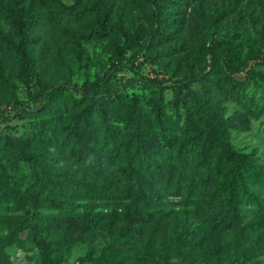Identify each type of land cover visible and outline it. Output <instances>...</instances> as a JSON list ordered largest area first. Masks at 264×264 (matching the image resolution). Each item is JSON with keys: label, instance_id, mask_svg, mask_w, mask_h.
Segmentation results:
<instances>
[{"label": "rangeland", "instance_id": "374dc122", "mask_svg": "<svg viewBox=\"0 0 264 264\" xmlns=\"http://www.w3.org/2000/svg\"><path fill=\"white\" fill-rule=\"evenodd\" d=\"M95 1L0 0V31L14 38L9 14L31 7L35 22L26 46L41 84L92 92L103 79L118 94L160 98L166 125L177 134L175 92L198 90L231 146L252 154L257 172L264 174V0H101L113 26L102 39L89 36L93 12L74 20L63 10L90 8ZM116 37L123 53L112 60L109 43ZM222 41L232 50L230 66ZM0 67L19 100L34 106L15 111L10 88L0 80V264H264V192L257 181L249 187L262 209L244 204L232 186L227 190L236 207L221 202L214 209L216 222L215 213L203 211L204 200L174 205L156 199V173L130 140L135 128L117 105L110 108V134L93 119L94 149L102 160H75L62 142V128L83 106L80 96L72 91L49 106H35L12 49L0 48ZM230 72L244 80L240 89L230 88ZM30 84L40 86L34 76ZM179 111L182 117V107ZM143 112L147 124L146 105ZM2 135L20 138L10 144ZM215 168L227 174L225 162L217 161ZM32 194L39 198L37 207ZM46 198L63 207L52 208ZM139 205L158 219L126 236L122 215ZM84 212L95 219L89 231L71 232L62 224L63 216Z\"/></svg>", "mask_w": 264, "mask_h": 264}, {"label": "trees", "instance_id": "16d2710c", "mask_svg": "<svg viewBox=\"0 0 264 264\" xmlns=\"http://www.w3.org/2000/svg\"><path fill=\"white\" fill-rule=\"evenodd\" d=\"M63 10L74 20L81 19L93 12L89 24L90 37L102 39L110 36L113 32V26L101 6V0H96L90 8L63 7ZM34 22L35 16L31 7L21 12L10 13L8 23L14 38L0 31V48L8 47L17 54L20 64L19 79L22 84L27 85L31 98L38 101L35 106H49L57 97L72 91L83 100V106L74 114L71 122L62 128V142L70 157L75 160L83 158L102 160L103 156L94 149L98 129L93 126V119L99 120V129L105 135L110 134L113 129L109 121L110 108L115 104L123 111L126 122L135 128V132L129 134L130 140L140 146L148 167L156 173L155 183L158 188L156 199L174 205H187L194 197L196 200H204L203 211L215 213L214 209L226 200L232 208L236 207V200L230 197L227 190L234 186L244 204L251 206L256 212L262 209L260 200L250 189L249 184L252 181H257L264 192V174L257 172L252 154L240 153L231 146L224 134L223 126L215 120L198 90L187 88L182 94V90L179 88L175 92L174 115L177 120L180 119L181 123L179 124V134H177L166 125V113L159 101L160 98L118 94L115 88L109 84L110 82L103 79L97 81L96 89L92 92L65 83L41 84L26 46L28 29ZM120 42L121 38L116 37L109 43L112 60H118L123 53ZM222 44L224 46V63L230 66L232 50L228 43L222 41ZM33 76L39 80L40 86L35 87L30 84ZM0 80L7 83L10 88L15 111L30 112L33 110V105L23 104L19 100L16 94V85L5 80L1 67ZM243 82L244 80L233 76L231 72L228 73V84L232 90L240 89ZM145 105L149 109L151 119L147 124L143 122ZM180 107L183 111L182 117L179 111ZM2 137L10 144L13 140L16 141L20 138H12L9 135H2ZM217 161L227 164V174L216 170ZM120 169L126 175V169L122 167ZM211 186H214L212 193L205 195L206 189ZM31 197L37 207L38 196L32 194ZM44 201L54 209L63 207L61 201L53 198H46ZM213 215V221L216 222L219 216L216 213ZM122 219V233L132 236L147 222L153 219L157 220L158 217L154 211H148L145 206L139 205L125 211ZM61 221L65 228L71 232H87L95 224L94 217L88 212L78 216L65 215ZM193 229L201 230L197 226ZM194 235V233L188 234L186 241L192 243ZM44 258L47 259L45 253ZM48 263L57 264L54 260H48Z\"/></svg>", "mask_w": 264, "mask_h": 264}]
</instances>
